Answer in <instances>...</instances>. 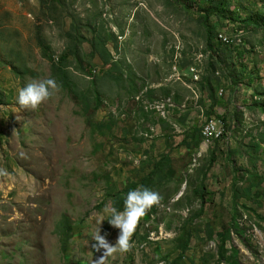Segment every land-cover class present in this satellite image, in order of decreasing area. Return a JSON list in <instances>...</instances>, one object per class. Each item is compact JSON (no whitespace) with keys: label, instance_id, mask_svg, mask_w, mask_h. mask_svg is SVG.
I'll use <instances>...</instances> for the list:
<instances>
[{"label":"rangeland","instance_id":"1","mask_svg":"<svg viewBox=\"0 0 264 264\" xmlns=\"http://www.w3.org/2000/svg\"><path fill=\"white\" fill-rule=\"evenodd\" d=\"M225 1L211 40L216 18L176 0H0V264H92L99 219L110 243L120 231L105 206L164 154L146 186L162 201L108 264H170L184 246L180 264H264V0ZM47 78L53 96L21 108Z\"/></svg>","mask_w":264,"mask_h":264},{"label":"clouds","instance_id":"2","mask_svg":"<svg viewBox=\"0 0 264 264\" xmlns=\"http://www.w3.org/2000/svg\"><path fill=\"white\" fill-rule=\"evenodd\" d=\"M58 84L53 78L32 80L18 92L17 103L23 109H36L42 103L49 100L58 90ZM163 197L157 191L139 186L130 190L124 199V208L119 210L114 206H105L104 213L110 217L109 223L118 228L119 235L115 244L109 242L106 235H101L100 225L105 219L101 217L92 239L96 242L92 245L97 252L103 250L102 255L93 259L92 264H108L110 257L117 253L125 254L134 247L132 237L141 219L153 207L159 205Z\"/></svg>","mask_w":264,"mask_h":264},{"label":"trees","instance_id":"3","mask_svg":"<svg viewBox=\"0 0 264 264\" xmlns=\"http://www.w3.org/2000/svg\"><path fill=\"white\" fill-rule=\"evenodd\" d=\"M176 1L182 4H185V6L189 8H193L197 11L203 12L204 13L203 16L207 18L208 20L215 17L216 19L214 20V22H211L210 24H208L207 29L209 31L211 40H214V39L219 40V33L217 31V25L219 24L223 25L222 23L224 21V18L227 17L228 7L230 6L228 1H225V0H176ZM216 3H218V5H216ZM240 24L242 23H238L236 26H239ZM62 58H63V62H66L67 58L66 57L65 58L62 57ZM60 73L62 76L66 78V80H68L67 79L68 72L64 68L60 69ZM209 93H210V96L214 99L213 90L211 87H209ZM88 109L89 107L87 106L86 110ZM166 163L168 164L171 163V157L169 154L162 155L160 159L155 162L154 167H153V173L148 175V177H146L140 184L133 185L132 188L135 189L139 186L146 187L149 184H152L155 176H157L156 174H158L159 170H161V168H163L166 165ZM204 188H206V186L203 183L202 184L203 192H204ZM124 199H125V194L123 192L121 193L117 192V194L113 198V206L122 211V205L124 203ZM60 229L66 230V234H68L69 239L71 238L73 227L69 223L66 217H64L63 221L61 222ZM68 240L66 239L64 241V244H63L64 250H67L66 244L68 243L67 242ZM185 249L186 248L184 246L182 248L181 255L177 259L173 260V262L170 264H180L183 258ZM235 254H238L237 250H235Z\"/></svg>","mask_w":264,"mask_h":264},{"label":"built area","instance_id":"4","mask_svg":"<svg viewBox=\"0 0 264 264\" xmlns=\"http://www.w3.org/2000/svg\"><path fill=\"white\" fill-rule=\"evenodd\" d=\"M202 131H204V139H210L213 142L223 135L224 124L217 120L216 117H213L205 122Z\"/></svg>","mask_w":264,"mask_h":264},{"label":"bare ground","instance_id":"5","mask_svg":"<svg viewBox=\"0 0 264 264\" xmlns=\"http://www.w3.org/2000/svg\"><path fill=\"white\" fill-rule=\"evenodd\" d=\"M224 36L225 35H222V38H220L222 41H224V40H228L229 41V39L227 38V36L224 38ZM221 37V36H220ZM231 39V38H230ZM237 40V39H236ZM227 41V42H228ZM225 42V41H224ZM230 44V43H229ZM203 135H204V131H203V133H202ZM210 140V139H209Z\"/></svg>","mask_w":264,"mask_h":264}]
</instances>
